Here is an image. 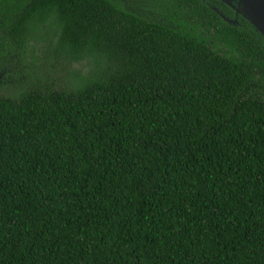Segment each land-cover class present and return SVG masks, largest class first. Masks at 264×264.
Returning a JSON list of instances; mask_svg holds the SVG:
<instances>
[{
  "label": "trees",
  "instance_id": "obj_1",
  "mask_svg": "<svg viewBox=\"0 0 264 264\" xmlns=\"http://www.w3.org/2000/svg\"><path fill=\"white\" fill-rule=\"evenodd\" d=\"M129 1L0 0V264H264L263 37Z\"/></svg>",
  "mask_w": 264,
  "mask_h": 264
},
{
  "label": "water",
  "instance_id": "obj_2",
  "mask_svg": "<svg viewBox=\"0 0 264 264\" xmlns=\"http://www.w3.org/2000/svg\"><path fill=\"white\" fill-rule=\"evenodd\" d=\"M234 10L235 16L245 19L264 39V0H219ZM229 24L235 25L237 19L230 20L220 13Z\"/></svg>",
  "mask_w": 264,
  "mask_h": 264
},
{
  "label": "rangeland",
  "instance_id": "obj_3",
  "mask_svg": "<svg viewBox=\"0 0 264 264\" xmlns=\"http://www.w3.org/2000/svg\"><path fill=\"white\" fill-rule=\"evenodd\" d=\"M129 4H131V6L134 5L135 4V0H130L129 1ZM16 81H17V77L10 78L8 75L6 77L5 74H3V76H1V74H0V84H3L4 85L6 83L7 85L10 86L12 84V82L15 83ZM6 84L4 86H7Z\"/></svg>",
  "mask_w": 264,
  "mask_h": 264
},
{
  "label": "flooded vegetation",
  "instance_id": "obj_4",
  "mask_svg": "<svg viewBox=\"0 0 264 264\" xmlns=\"http://www.w3.org/2000/svg\"><path fill=\"white\" fill-rule=\"evenodd\" d=\"M229 7V6H228ZM238 16V15H237ZM237 16H235V18H237Z\"/></svg>",
  "mask_w": 264,
  "mask_h": 264
}]
</instances>
